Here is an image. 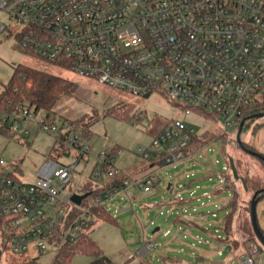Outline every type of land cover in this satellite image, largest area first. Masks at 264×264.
<instances>
[{"label":"built area","instance_id":"built-area-1","mask_svg":"<svg viewBox=\"0 0 264 264\" xmlns=\"http://www.w3.org/2000/svg\"><path fill=\"white\" fill-rule=\"evenodd\" d=\"M0 10L18 26L27 51L134 96L163 94L185 113L212 112L223 132L264 101V0H0ZM0 125L14 139L53 135L60 157L75 151L71 162L45 161L33 181L7 170L10 161L0 154V264H9L10 255L20 264H43L40 256L51 247L55 254L47 264L61 263L62 247L78 239L108 200L128 196L133 185L150 190L158 170L210 143L190 149L194 127L175 117L139 149L152 166L147 174L128 176L116 164L120 149L103 148L76 190L61 195L59 184L68 185L79 163L90 160L86 137L69 119L28 103H0ZM228 180L219 178L221 184ZM89 181L94 189L108 188L73 202L70 195L83 193ZM31 244L36 255H29ZM155 246L145 243L142 254ZM241 262L255 264L244 254Z\"/></svg>","mask_w":264,"mask_h":264},{"label":"rangeland","instance_id":"rangeland-1","mask_svg":"<svg viewBox=\"0 0 264 264\" xmlns=\"http://www.w3.org/2000/svg\"><path fill=\"white\" fill-rule=\"evenodd\" d=\"M1 23L8 24L9 30H0V91L9 83L18 64L57 74L76 83L75 92L61 98L52 107V112L72 121L84 119V122L74 126V130L82 134L86 125L89 128L90 136L84 142L90 146V160L88 163H79L68 185L59 184L61 195L76 190V183L83 181L91 172L94 159L103 148L116 146L120 149L116 154V164L123 170L132 171L131 168L140 165L150 167V161L139 149L149 145L175 117L185 120L202 137L206 132L222 136V139H210V143L193 153L192 157L158 170L159 182L150 190L132 186L129 197L121 193L106 203V208L111 213H116L120 225L98 220L90 234L104 247L112 264H241L242 254L251 256L255 264H264V248L259 249L250 214L253 194L264 188V184H254L258 181L257 176L252 178L247 172L249 169L252 171V160L247 157H259L239 146L238 126H229L223 132L222 121L213 116L212 112L185 113L163 94L134 96L111 88L99 80L80 77L64 62H51L27 51L17 32L18 26L3 10H0ZM263 119L264 117L255 118L249 122V126L241 133L243 142H247L252 132L251 125ZM9 135L0 134V154L10 161L7 170H12L25 181H33L41 165L49 159L57 160L59 157L63 163L74 160L73 150L63 157L58 155L54 149L53 135L39 133L23 140L12 139ZM230 157L234 158L239 174L245 177L248 189L242 180L234 177L231 166L230 170L224 169L229 165ZM222 175L229 178L225 184L219 182ZM233 185L238 196V205L233 214V229L239 244L237 247L231 241L221 244L220 255L218 247L210 242L216 241L218 233L224 238L227 236L221 227L231 211L230 204L235 191ZM254 189L256 190L253 192ZM245 194L249 196L244 200ZM124 203L126 209L116 212ZM256 212L258 222L264 229V196L258 201ZM191 216L201 226L195 227L193 234L186 235L187 227L183 225V220L188 221ZM240 217L242 228L239 231ZM157 227L160 229L157 230ZM149 241L156 242V246L151 248L150 253L143 255L140 251ZM166 246L176 247L175 251L171 249V253L167 255L164 252ZM209 252H213V255H208ZM37 253L35 245L31 244L29 255ZM54 254L55 249L51 247L41 254L40 261L47 264L53 260ZM20 260L17 255H10L9 264H20ZM90 260L89 255L77 253L71 264H88Z\"/></svg>","mask_w":264,"mask_h":264},{"label":"trees","instance_id":"trees-1","mask_svg":"<svg viewBox=\"0 0 264 264\" xmlns=\"http://www.w3.org/2000/svg\"><path fill=\"white\" fill-rule=\"evenodd\" d=\"M75 89H76V83L68 78L53 73H47L39 69L27 67L23 64H18L14 69L13 75L9 83L5 85L4 88L0 91V103L8 102V101L12 103H28L29 105H34L37 109H44L47 110L48 112H52V107L58 101H60L61 98L71 96L75 92ZM172 103L176 104L179 108H184L175 102ZM263 110H264V101L258 102L256 104L251 105L248 109L244 110L242 113V117H245L250 114L258 113ZM193 111L201 112L202 110L193 109ZM70 121L75 126L84 122V119H79L75 121L70 120ZM250 121H254V119L247 120L245 122L244 128L249 126ZM239 125L240 122L238 123V128ZM5 129L6 128L4 126L0 125V134L1 133L10 134L9 137L14 139L13 134L9 133ZM208 134H211L209 138L207 137ZM82 135L86 138H89L90 130L89 128H87V125L82 130ZM204 137H202V135L200 134L194 135L190 141L189 148L195 150L202 147V146L199 147V145H205L208 142H210L209 141L210 139L211 141L222 139L221 135L213 134L209 132H206ZM238 144L241 147L243 144L246 148L256 151L253 148V146H251L246 142L242 141V143H238ZM115 148L117 147L116 146L112 147V149ZM259 159L264 165V157H259ZM159 163L161 164L162 161H159ZM105 188L108 187H100L94 189L93 182L89 181L81 188V192L83 193L90 192V195L88 197L90 198L91 196L100 193ZM260 193L261 190L259 194ZM237 205H238V196H237V192L235 191L230 204L231 211L225 217L226 235H230L232 232L233 223H234L233 214ZM250 211H251V201H250ZM97 220H107L109 222L115 221V219L112 217V214L109 211H107L105 207H100L99 213L97 214V218L94 221L90 222V224L87 226V229L82 231L78 239L74 242L66 243L62 247L58 255V257L62 259V262L61 263L58 262L57 264H71L73 256L77 253H85L89 256L96 257L95 261L92 264H99L100 262L107 260L101 247L89 236V231L92 228V226L97 222ZM261 229L264 233V229L262 227ZM255 250H257V248H255Z\"/></svg>","mask_w":264,"mask_h":264},{"label":"crops","instance_id":"crops-1","mask_svg":"<svg viewBox=\"0 0 264 264\" xmlns=\"http://www.w3.org/2000/svg\"><path fill=\"white\" fill-rule=\"evenodd\" d=\"M252 127V132L250 133V136H248L247 138V142L248 144H250L251 146H253V148L258 151L259 153H261L262 155H264V119L262 121H259V122H256L254 123L253 125H251ZM250 158V160H252V171L250 172V169L248 172L249 175H251L252 178H255V176H257V182H255L254 184L256 185H260V184H264V165L262 164V162L259 160V159H256L255 157H252V156H248L247 159ZM119 168L121 167L120 165H117ZM150 167L151 166V163H150ZM148 167V165H140V166H134L132 169V171L130 170H123L122 167L120 169H122L128 176L130 177H133V178H138V177H142L143 175L147 174L149 171H151L152 168ZM126 169H129V168H126ZM139 169V170H138ZM150 169V170H148ZM132 173H136L134 175L131 174ZM160 179V178H159ZM159 182V180L157 181V183ZM101 184H104V186H106V181L104 179H102L100 181V185ZM171 185V184H170ZM136 187V185H133ZM132 187V186H130ZM129 187V189H130ZM138 187V186H137ZM170 187V186H169ZM234 187V190L236 191V187L235 185H233ZM260 187V186H259ZM139 188V187H138ZM129 189H128V197H129ZM248 189V188H247ZM256 189L252 190L253 192L255 191ZM234 191V192H235ZM80 192V191H78ZM121 193L115 195L114 197H112L110 200H112L113 198H115L116 196L120 195ZM251 194V193H250ZM247 194L243 195V199L245 200L247 198ZM108 200V201H110ZM107 201V202H108ZM106 202V203H107ZM106 203L104 205L105 209L107 211H109L107 208H106ZM122 210H124L123 207H119L117 208L115 211L116 212H121ZM110 212V211H109ZM111 213V212H110ZM112 214V217L115 219L114 222H110L111 224L113 225H116V226H119L120 225V222L119 220L117 219V215L116 213H111ZM242 217V216H241ZM241 217L238 219V230L240 231V229L242 227H240V223H242L241 220ZM98 221V220H97ZM107 221V220H105ZM109 222V221H108ZM97 223V222H96ZM96 223L92 226V228L90 229V231L93 229V227L96 225ZM183 225H186V235L187 234H193L192 231H194L193 229H195V227H199L201 226L200 222H198L195 218H193V216L189 217V220L185 221L183 220ZM234 225V223H233ZM128 228L130 229L131 228V224L128 225ZM223 230H224V234L226 235V232H225V219L223 221V225L221 227ZM160 229V227H159ZM158 230V229H157ZM90 231H89V236L101 247V249L103 250L104 252V255L106 256L107 260L103 261V262H100L99 264H112L111 262V259L106 255V252H105V249L104 247L100 244V242L93 236L90 234ZM216 238V241H211L210 244L213 245L214 247H218V254L222 255L221 254V250H220V245L223 244L225 245L226 243H228V241H231L232 242V245L237 247L239 244L238 241H236L235 237H234V229L232 228V232L230 235H227L226 238H224V236L221 235V233H218V235L215 236ZM156 243V242H155ZM145 245V244H144ZM143 245V246H144ZM176 247H170V246H166V250L164 252L167 253V255H169L171 253V249L174 250ZM151 251V250H150ZM150 251L148 253H150ZM175 251V250H174ZM179 251V250H178ZM141 252V251H140ZM142 253V252H141ZM208 255H213V252H209L207 253ZM144 255V254H143ZM91 257V260L88 264H92L96 257H93V256H90ZM174 261L176 259H173ZM228 260V258H227ZM210 264H215V263H210ZM216 264H219V263H216Z\"/></svg>","mask_w":264,"mask_h":264},{"label":"water","instance_id":"water-1","mask_svg":"<svg viewBox=\"0 0 264 264\" xmlns=\"http://www.w3.org/2000/svg\"><path fill=\"white\" fill-rule=\"evenodd\" d=\"M260 117H264V110L261 111V112H258V113H254V114L247 115V116H245V117H243L241 119L240 125H239V128H238V132H237V141H238V143H242L241 133H242V131L244 129L245 122L247 120L255 119V118H260ZM242 147L244 149L248 150L249 152L257 155L258 157H264L258 151H254V150L248 149L243 144H242ZM229 163H230L231 170H232V173H233L234 177L236 179L242 180V182L244 183L245 187L247 188L246 179H245V177H243V176H241L239 174L238 169H237V166L235 164V161H234V158L233 157H230ZM260 190H261V193L259 194ZM260 190H256L254 192V194H253V197L251 199V211H250V214H251V221H252L253 229H254V232H255V236L259 240V249L261 250V249L264 248V233H263V231H262V229H261V227L259 225L256 210H257L258 200L261 197L264 196V188H261ZM89 195H90V192L73 193L72 195H70V199L73 202H76V203L80 204L82 202V200L85 197L89 196ZM157 229H159V227H157Z\"/></svg>","mask_w":264,"mask_h":264}]
</instances>
